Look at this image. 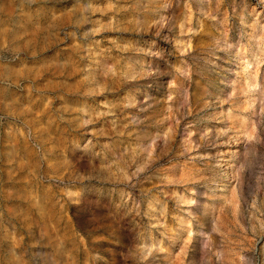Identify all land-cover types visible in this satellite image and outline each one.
Segmentation results:
<instances>
[{
  "label": "rangeland",
  "instance_id": "obj_1",
  "mask_svg": "<svg viewBox=\"0 0 264 264\" xmlns=\"http://www.w3.org/2000/svg\"><path fill=\"white\" fill-rule=\"evenodd\" d=\"M0 264H264V0H0Z\"/></svg>",
  "mask_w": 264,
  "mask_h": 264
},
{
  "label": "bare ground",
  "instance_id": "obj_2",
  "mask_svg": "<svg viewBox=\"0 0 264 264\" xmlns=\"http://www.w3.org/2000/svg\"><path fill=\"white\" fill-rule=\"evenodd\" d=\"M5 82H7V79L5 78V75L0 71V86H2Z\"/></svg>",
  "mask_w": 264,
  "mask_h": 264
}]
</instances>
